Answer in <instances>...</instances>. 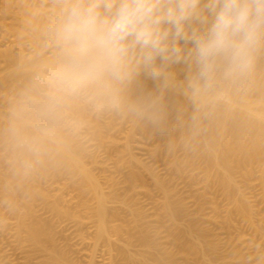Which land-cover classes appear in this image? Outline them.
Here are the masks:
<instances>
[{
	"label": "clouds",
	"instance_id": "clouds-1",
	"mask_svg": "<svg viewBox=\"0 0 264 264\" xmlns=\"http://www.w3.org/2000/svg\"><path fill=\"white\" fill-rule=\"evenodd\" d=\"M27 21L40 60L3 129L24 173L85 114L195 137L264 61V0H40ZM181 63L183 79L172 70ZM142 76L156 87L146 90ZM169 93L179 98L171 107Z\"/></svg>",
	"mask_w": 264,
	"mask_h": 264
},
{
	"label": "rangeland",
	"instance_id": "rangeland-1",
	"mask_svg": "<svg viewBox=\"0 0 264 264\" xmlns=\"http://www.w3.org/2000/svg\"><path fill=\"white\" fill-rule=\"evenodd\" d=\"M28 44L22 54L19 46L15 50L33 57L35 49ZM11 46L6 40L0 49ZM5 74L0 71V78ZM145 82L146 90L155 88L150 78ZM14 94L8 92L10 104L0 98L5 116ZM83 118L85 123L68 133L85 148L82 162L101 185L107 207L118 213L110 225L120 227L121 232L116 235L110 228L108 239L96 238L97 221L92 216L96 201L88 185L84 186L86 192L80 193L78 185L83 180L72 163L66 161L56 168L49 165L46 180L38 169L31 174L33 184L48 194L47 199L34 201L36 215L47 226L55 247L73 264H121L116 258L119 248L129 249L136 257L147 255L137 240L138 227L132 215L139 209L145 212L139 225L149 232L159 253L173 255L174 264H264V163L234 168L235 191L228 195L218 184V170L207 172L195 147L178 145L169 150L155 134L130 120L86 114ZM11 151L8 142L0 140L2 174L11 175L17 164V153ZM137 171L141 180L131 186L128 179ZM155 180L164 185L167 194ZM6 188L0 176V264H45L48 252L37 250L18 234L17 218L3 200ZM24 197L20 210L27 212L32 207L30 193L25 192ZM56 197L63 199L60 208L65 214L47 208ZM166 201L178 210L176 216L165 208ZM242 202L251 217L237 211ZM178 230H190L187 240L197 244L199 254L181 249L174 240ZM142 264L154 262L148 259Z\"/></svg>",
	"mask_w": 264,
	"mask_h": 264
},
{
	"label": "bare ground",
	"instance_id": "bare-ground-1",
	"mask_svg": "<svg viewBox=\"0 0 264 264\" xmlns=\"http://www.w3.org/2000/svg\"><path fill=\"white\" fill-rule=\"evenodd\" d=\"M35 3H37V0H1L0 32L2 35L0 34V39L2 40H0V48L6 40L12 44L11 47L5 50L0 49V71L6 72L0 78V98L7 100V103L10 101L8 92L13 91L16 93L30 79L40 60L38 37L27 21L28 9ZM27 44L34 47L35 56L27 58L24 54L21 55ZM18 46L21 54L15 50ZM172 70L176 72L180 79H183L186 75V66L183 63L173 65ZM146 79L149 78L141 77L145 89H147L145 87ZM153 83L156 87V83ZM178 99L172 93L167 96L170 107L174 106ZM9 104L7 106H10ZM174 116L175 113L172 112L170 118H174ZM7 117L2 113V105H0V140L8 142L3 131ZM140 128L151 132L141 125ZM155 135L167 145L169 150L175 149L178 145L186 148L188 145L195 147L201 162L205 164L206 171L211 172L216 168L218 170V184L226 194H233L235 191L232 182L233 169L264 163V61L258 65L254 81L244 91L233 96L228 103L222 106L217 115L207 123L204 130L195 137L182 139L183 133L179 129H176L170 135L159 133ZM84 151L85 148L77 143L72 133H66L60 147L42 165L35 169L39 170L45 180L48 177L47 168L49 165L56 168L67 161L79 169L83 181L78 185V189L81 194L86 192L84 189L85 184L91 189L96 201L92 214L97 221L96 238L105 240L108 239L110 228L116 235L121 232L120 227L110 225L112 219L119 215L116 211H112L107 207L108 198L102 192L101 185L83 164L81 155ZM11 152L16 154L14 151ZM34 170L24 173L16 164L11 175L0 172L3 185L7 187L3 200L11 207L17 218L18 234L24 237H22L23 241L29 242L37 250L48 252L49 258L45 264H73L65 252L55 247L53 237L47 226L38 218L33 208L34 201L37 198H48V194L33 184L31 174ZM144 170L146 171L145 167ZM149 170L148 172H150ZM137 172H132L128 179L131 186L141 180L142 174L140 175ZM156 184L167 194L168 190L162 183L157 180ZM25 192L30 193L32 205L27 212L20 210V205L24 202ZM62 200L61 197H56L54 202L47 208L51 211H57L59 214H65L66 212L60 208ZM165 208L173 216L178 214V210L174 211L169 201H166ZM237 211L251 217V211L245 202L239 204ZM143 213L145 212L139 209L133 211L132 215L138 227L137 240L146 249L147 252L145 251V253L147 255L141 254L142 256L136 257L130 253L129 249L119 248L116 249L117 260L121 261V264H142L148 259L152 260L154 264H174L173 255L168 253L167 256H164L159 253V247L151 240L149 232L143 225H139L144 220L145 215ZM188 233H190V230H178L174 234V240L183 251L185 250L184 252L197 255L199 254L198 246L187 240ZM49 245L53 247L51 250Z\"/></svg>",
	"mask_w": 264,
	"mask_h": 264
}]
</instances>
